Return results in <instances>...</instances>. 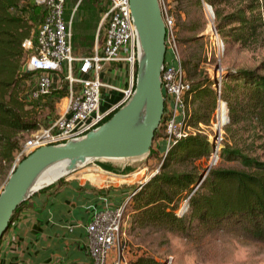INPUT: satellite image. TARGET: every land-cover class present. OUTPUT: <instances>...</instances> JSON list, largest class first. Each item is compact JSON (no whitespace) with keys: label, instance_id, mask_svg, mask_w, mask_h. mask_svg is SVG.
Instances as JSON below:
<instances>
[{"label":"trees","instance_id":"1","mask_svg":"<svg viewBox=\"0 0 264 264\" xmlns=\"http://www.w3.org/2000/svg\"><path fill=\"white\" fill-rule=\"evenodd\" d=\"M193 1L198 7L203 4L211 7L214 27L228 47L247 46L259 39L264 28V0ZM29 2L41 15L32 0H0V168L13 165V153L22 145L21 135L39 129L35 107L19 95L18 77L27 55L22 42L35 33L27 18L11 13L20 4ZM183 66L190 84L185 97V122L200 131L201 125H210L216 109L217 79L200 78L198 65L190 60L184 61ZM263 72L261 64L255 69H230L221 75L220 99L227 107L228 123L224 131L228 141L234 139L239 128L264 135ZM29 105L31 108H27ZM158 134L154 133V139ZM228 141L223 139L218 161L222 159L235 167L198 170L194 163L212 154L209 137L196 132L178 140L167 150L159 171L135 187L127 204L131 226L183 236L195 230L211 232L228 227L264 242V160L249 155L244 146ZM61 183L63 179L56 184ZM21 207L15 210L11 221ZM131 264L164 263L139 257Z\"/></svg>","mask_w":264,"mask_h":264},{"label":"built area","instance_id":"2","mask_svg":"<svg viewBox=\"0 0 264 264\" xmlns=\"http://www.w3.org/2000/svg\"><path fill=\"white\" fill-rule=\"evenodd\" d=\"M41 11V21L32 38L22 42L26 59L22 72L35 78V85L28 98L42 100L67 90L56 100V117L47 128L33 132L13 153L15 167L29 154L44 146L62 145L80 139L99 127L112 113L125 104L133 94L134 72L139 59L138 42L132 22L128 0H106L107 10L102 21L106 23L104 43L99 52L90 56L75 57L72 46V15L65 18L66 0H32ZM165 28V55L160 74L164 109L157 132L165 141L164 155L178 140L195 134L187 126L185 97L190 84L179 54L174 18L161 7ZM125 62L130 69V80L120 104L100 113V78L104 63ZM220 78L217 80L218 95L213 115L214 133L209 136L213 149L209 160L211 168L218 161V151L223 142L222 128L228 123L225 102L220 99ZM217 132V134H216ZM135 193L132 192L121 207L104 209L94 213L86 226L89 261L84 264H127L125 247L122 245L124 206Z\"/></svg>","mask_w":264,"mask_h":264},{"label":"rangeland","instance_id":"3","mask_svg":"<svg viewBox=\"0 0 264 264\" xmlns=\"http://www.w3.org/2000/svg\"><path fill=\"white\" fill-rule=\"evenodd\" d=\"M158 1L160 7L165 6L168 14L174 18L177 46L182 64L188 60L192 64H197V74L200 75V78L206 76L212 80H218L221 75L230 69H255L264 64V28L257 42L247 46L238 44L228 47L217 34L214 27V17L207 9V4L198 7L193 0ZM107 6L106 0H66L65 18L72 15L74 11L71 32L73 55L75 57L90 56L102 49L106 25L102 21V17L107 10ZM11 13L27 18L32 24V32H36L41 21V15L38 10L31 6L30 2L20 4L17 8L12 9ZM133 75L135 84L136 71ZM185 76L187 80L186 73ZM18 77H20V97L26 103H31L35 107L39 129L47 128L56 117L53 100L49 98L37 101L29 100L27 96L35 85V78L29 74L25 75L22 70ZM61 94H63L62 91L53 95L58 96ZM31 105L27 108H31ZM225 126L222 128V138L228 141L224 131ZM33 132L23 133L21 144ZM200 133L207 137L212 136L214 133L212 121L209 126L201 125ZM159 136L160 134L155 137L147 156L138 159L90 160L61 179L64 181L72 177L84 178L85 173L88 171L87 168L101 169L105 175L114 176L118 180H113L114 182L117 181L115 187L124 186L125 190L129 192L137 186L139 179L146 177L145 181L159 171L164 157V154L161 155L164 147L160 152L154 149V142ZM229 140L228 142L232 145L244 146L249 155L264 160L263 133H253L252 130L246 131L239 128L234 139ZM209 165V160L205 159L194 163L198 170H205ZM13 166L14 162L9 168H0V193L12 172ZM235 166V164L226 163L222 159L213 164L214 168ZM178 169L182 170V168ZM139 172L141 173L136 175ZM88 178L93 179L95 176L90 175ZM50 186L44 187L28 197L22 202L21 206L24 207L36 194ZM127 204L124 206L121 229V240L122 245L125 247L127 264H131L139 257L153 258L164 264H264V242L245 236L241 230L236 231L228 227L211 232L195 230L187 236H183L165 230L133 228L131 226V212Z\"/></svg>","mask_w":264,"mask_h":264},{"label":"crops","instance_id":"4","mask_svg":"<svg viewBox=\"0 0 264 264\" xmlns=\"http://www.w3.org/2000/svg\"><path fill=\"white\" fill-rule=\"evenodd\" d=\"M100 78L104 86L100 89L98 111L104 113L122 101L130 80L129 66L125 62L104 63ZM66 90L64 84L63 94ZM59 96L48 98L55 104ZM164 146L165 141L159 136L154 149L160 152ZM87 170L84 178L66 179L39 192L21 208L0 242V264H84L89 261L86 226L94 213L106 205L123 206L136 186L128 192L124 186L115 187L118 180L105 175L103 170ZM90 175L95 178H88ZM144 179H139L136 185L142 184ZM125 195L128 196L125 198Z\"/></svg>","mask_w":264,"mask_h":264},{"label":"water","instance_id":"5","mask_svg":"<svg viewBox=\"0 0 264 264\" xmlns=\"http://www.w3.org/2000/svg\"><path fill=\"white\" fill-rule=\"evenodd\" d=\"M128 2L139 52L133 94L105 123L82 138L38 148L13 168L0 193V241L9 229L13 213L28 198L29 183L46 165L79 159H136L149 154L164 109L160 74L165 55V28L158 0ZM206 7L214 17L211 7ZM134 111H142L140 126L124 128L120 121Z\"/></svg>","mask_w":264,"mask_h":264},{"label":"bare ground","instance_id":"6","mask_svg":"<svg viewBox=\"0 0 264 264\" xmlns=\"http://www.w3.org/2000/svg\"><path fill=\"white\" fill-rule=\"evenodd\" d=\"M143 78V71L141 72L140 80ZM142 109V105L140 107ZM142 111H134L122 119L121 124L124 128L128 127H138L141 123ZM138 159V158H137ZM90 159H79L71 161H58L46 165L43 167L31 180L28 185L26 195L28 197L32 196L34 193L38 192L41 188L55 182L58 178L64 177L81 167L82 163L88 162ZM121 160V159H120ZM115 181V180H114ZM121 181V180H120Z\"/></svg>","mask_w":264,"mask_h":264}]
</instances>
